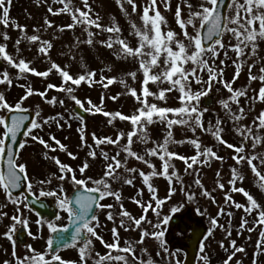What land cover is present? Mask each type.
Listing matches in <instances>:
<instances>
[{
    "label": "snow or ice",
    "instance_id": "1",
    "mask_svg": "<svg viewBox=\"0 0 264 264\" xmlns=\"http://www.w3.org/2000/svg\"><path fill=\"white\" fill-rule=\"evenodd\" d=\"M12 0H0V24L4 27H8L9 24V7ZM53 3H58L63 5L61 9L53 12L51 8L48 11L52 15H60L61 13L68 14L71 17L72 23L67 25V29H72L77 25H83L84 31L87 33L88 39L84 41L91 45L93 43L92 37L96 34L89 31L90 28H95L97 32L109 33V37L106 41H101V45L109 49H113L118 46L117 56L121 59L135 58L139 61V71L143 74V82L141 83L140 93L138 94L136 89L131 88L127 85L126 81L120 80L119 83L127 88L126 95L132 96L139 107L135 110L132 115H124L121 112L109 113L103 111L102 107L94 105L90 100L81 101L77 98L74 93L77 88L82 84H87L92 87L93 84H100L105 89H107L113 83H116V78H107L101 76L99 80H95V72H85L82 75L73 77L65 68H61L56 63H52L48 71L39 72L34 68L30 67V62H26L24 59H19L18 61L6 51L5 45H0V60L6 62L11 68L17 70V79L24 78L25 74H30L36 77L47 78L51 72L54 70L61 78V85L56 86L53 84H48L44 92H35L31 85L25 86L20 85V87L25 89V95L22 96L19 101L15 104H9L3 94H0V190H3L6 198L10 203L16 205L17 213H20V203L26 202L29 196H33V185L30 182V177L27 172V166L23 163H18L19 150L24 149L26 146L27 139H31L39 144H41L47 151L45 152V159H51L59 170V176L56 179L60 181H69L74 186L75 195L72 198L66 196L64 188L61 186L57 191H44L41 189L39 191V197H55L57 207L60 211L67 214L68 223L67 226L58 227L54 222H47V229L50 234H56L55 240L50 235L47 240V248L44 253H36L35 250L29 245L26 246L28 251L32 253L31 256H25L20 259L16 256L14 235L17 233V225H21L25 230L27 235L31 236L32 239L37 237L32 235L29 231V222L27 219H23L21 215H15L11 217L13 224L9 227L8 231L4 233L5 238L13 243V258L15 259V264H67L60 255L58 254L60 250L65 248L78 247L79 253V264H88V260L92 259V241H100V243L108 250L106 255L101 256L96 253L98 259H93L92 264H112L113 261L118 262V264H129L128 257H131L132 261L136 264H154L153 259L149 255L147 260L141 259L137 256L135 245H142L146 238L155 240L161 249H163L165 254L171 256L172 260L170 264H182V261L178 258L179 254L183 251L185 247L182 243L176 248L174 252L169 253L167 242L164 237L168 231L167 226L173 217L183 210V205L173 206L170 209V214L161 217L160 209L163 205L167 203L168 200L172 198L175 194V188L173 186V180H176L181 184V192L184 194L186 200L191 202L194 199V195L189 194L185 189L182 179L178 176L173 160H180L185 164V172L189 173V170H194L196 167L203 165H209L212 159L223 161V157L218 156L210 147L203 146L198 139H191L187 141H177L173 138L172 127L173 126H187L193 132L196 129H200L202 132H207L210 134L214 140L224 147L231 149L235 153L231 159L236 165H241L246 163L253 175L260 182L259 187L264 190V174L258 170L257 165L254 161H259L260 164H264V154H254V155H244L246 150V145L251 141V147L255 150L262 141L264 137L255 135L253 133L252 126L246 127H236L234 130L237 135L242 137L243 143L240 146H235L228 144L222 138V127L221 121L218 119L215 125L205 128L203 124V116L205 112L208 111L207 108L200 107V100L202 97L209 95L211 88L214 83H220L229 93L230 96L226 100L219 101L222 108H224L231 120L235 123H239L244 119V108L240 107L239 99L240 97L247 96V88L243 90H234L232 84L235 83L236 79L239 78L240 68L242 62L240 58L246 54L250 56H255L257 52V41L264 40V0H201L199 4L198 11H192L193 6L188 3V0H184V3L190 9L188 13V19L183 20L181 18V8L178 5L175 12V20L178 27L181 29L183 39H178V35L175 31L168 30L162 31L161 25L167 26L166 19L161 15L158 10V0H147L146 5L143 7L142 15L140 19L143 23V30L137 28L135 24L131 25L133 32L138 40V45L133 48L129 46V43L121 38L120 27L113 23L110 27H104L100 23L98 14L96 18L93 19L92 9L89 5L88 0H81L84 8L87 11H82L80 8H72V0H52ZM125 2L132 7V12L136 13L137 4L135 0H125ZM163 3L165 11L170 10V0H160ZM117 4L120 6L121 11L126 13V9L123 7L122 0H117ZM150 12L152 15H150ZM232 13L228 15L227 13ZM127 14V13H126ZM197 21L199 22L197 24ZM45 25L49 28L53 25L45 19ZM15 27L19 29L22 33L26 30L16 24ZM191 27L194 31L190 33L188 28ZM64 31V28L59 29ZM37 32V29L33 30ZM225 33L232 34L233 39H235L236 44L226 47L223 42V36ZM3 35L5 40L10 37L6 33H0ZM215 37V39H214ZM22 39L27 40L29 43L36 44L40 46L37 48L38 54L48 55L49 50L52 47L51 42L41 40L39 35L23 36ZM187 41V43H185ZM21 40L16 41V46L18 48ZM245 49H250V53H246ZM223 51L225 57L229 51L236 53V60L233 61L236 67V73L233 76L231 82L225 81L223 79V68L219 71L216 70L214 64H210L209 61H215L220 52ZM223 65V61L220 62ZM188 65H191L189 68ZM252 67L254 65L248 66L249 71V81L259 80L264 84V67L260 69L261 75L253 76L251 75ZM154 68H161L158 73H153ZM110 71V69H108ZM206 72L208 74L207 80H202L199 73ZM132 80H136V72L128 73ZM0 85L12 84V80L9 77L7 71L0 72ZM197 85L204 84L207 85L206 88L200 91H193L191 85L192 83ZM149 83H167L169 85L166 89H160L158 93H153L149 90ZM48 90H54L58 93H64L68 98L74 103V105L80 109L82 112H86L92 115L97 113L102 114L108 118L109 124H111L115 119L120 121H127L131 126V131L126 134L120 132L117 134L116 138L112 137H97L95 133L92 134L93 144L88 145L85 143L84 135V121L82 117H79V113L75 116H70L69 119L79 118L81 122V128L77 129L80 133L81 147L89 148L87 155L95 160L97 158L96 149H100L102 145H120L121 141L126 138L127 143L121 145L120 150L116 152L114 156L109 157L107 152L101 150L100 155L105 161V168L103 171V176L99 179L93 180L91 177L86 179H77L76 170L70 165L61 163L58 157L48 156L47 152H56L57 150L61 152H66L67 148L55 136H49L56 147H51L43 138L34 135L36 130H43L44 125H48L50 120L56 121L57 128H61L62 125L60 121L64 120L63 116L50 117L48 119H43L40 122L41 112L37 110L34 116L30 119L29 115H25L30 110L22 107L24 102L33 95H38L46 104L55 106L57 100L55 97L51 99H46ZM176 91L179 93V108H163L158 107L154 103L148 102V97H154L156 100L164 101L166 100L167 93ZM113 101L119 99V94L117 96L109 97ZM253 101L264 102V87H261L258 93L251 97ZM104 97L101 96V106L103 105ZM59 104L61 107L64 106V100H60ZM85 104L88 107H85ZM231 104H235L238 108V112H233ZM175 118H169V117ZM155 118V119H154ZM163 123L167 128V134L162 143L153 142V147L145 149V155H139L132 149L134 143V137L138 138V141L143 144L149 142L147 128L149 125L154 123ZM67 124V121H64ZM256 131L259 132L260 129H264V112H261L258 117L255 118L254 122ZM27 124V127L25 125ZM70 126V125H69ZM23 135L24 141L18 142V137ZM187 143L196 151V154L191 157L181 156L175 152L169 151L170 144H183ZM95 146V147H93ZM121 153L124 154V160L119 159ZM69 158L76 160L77 157L71 152L67 153ZM145 157H155L161 164L160 168L157 169L156 166L151 163L149 159ZM201 157L204 159L202 160ZM129 159L136 160L144 165L151 171L145 173L138 168H129ZM89 164L87 161L83 162L82 166L79 167L78 171L81 176H84ZM123 169L124 172L129 174H137L141 178V182L150 194V200L147 202H142L135 197L132 198V203L136 204L142 210V215L139 218L133 217L126 209H124L121 201V193L119 191H114L112 189L111 182H122L125 185L132 186L133 179L125 178L119 175V171ZM171 169V172L169 171ZM231 179L229 180L230 191L233 193L242 194L248 204L247 206L236 203L230 195L227 193L224 196V201L226 206L234 207L237 210L243 209V211L251 216L255 211L257 213L254 221L253 227L247 229L249 232L254 231L257 227L261 228L260 238L257 241L256 248L257 252L254 253L253 264H256L255 256L260 254L264 250V208L255 200V198L250 195L244 188L236 187L237 182H243V176L240 174L237 168H232ZM193 174V173H189ZM198 177L199 173L194 172ZM220 173L217 172V178H219ZM154 177H162L168 182V195L165 199H159L156 195V188L152 185L151 180ZM41 185L50 184L51 179L39 181ZM194 183L203 189V185L200 179H195ZM92 184V187L88 185ZM26 186L27 194L23 197V201L19 196L13 197V192ZM217 187L224 191V185L218 183ZM138 197L143 196V191L138 190ZM202 195L206 198L212 200L216 203L214 197L210 195L207 190L202 191ZM113 198L117 204L120 205V223L119 228H123L124 231H135L140 229V239L135 241V245L132 241H124L126 246H120V237L117 227L111 229L112 233V243H106L101 236L97 234L96 229L100 227L98 217L95 214L94 209H112V204H102L101 201L107 198ZM38 197H35L32 203H36ZM155 202V206L153 203ZM41 207H44L41 203ZM25 207L27 204L25 203ZM31 210V209H29ZM151 212L157 217V222L153 223L152 220L147 218L148 212ZM196 215L204 216L205 212L200 209H196ZM206 211V210H205ZM6 215V214H5ZM222 215H227L229 218L232 217L231 212H226L224 207H220L217 216L210 218L211 227L205 233L197 235L195 230L193 232V238L198 246V252L201 254L199 259L207 264L208 257L203 255L205 253V241L213 235L216 228L223 229L222 225L217 223L218 219ZM106 218L109 221L115 222L114 215L112 211L107 213ZM61 219L60 215L55 216V220L59 221ZM38 225L42 224V221L38 219L36 221ZM147 223L151 226L152 231L143 229L142 225ZM248 221L245 218H241L240 230H243L247 225ZM71 229V231H70ZM239 231V230H238ZM182 235L183 233H178ZM227 235H231V231H227ZM55 245V247H54ZM220 247L224 248L223 242H220ZM231 247L234 249L225 264H230L233 256L236 252H244L245 249L236 247L235 241L231 242ZM227 251V249H225ZM145 255H147V249L141 250ZM113 252L126 254V255H113ZM160 253H157L159 256ZM46 257H50L47 258ZM5 264H9L5 261ZM239 264V262H237Z\"/></svg>",
    "mask_w": 264,
    "mask_h": 264
},
{
    "label": "rangeland",
    "instance_id": "2",
    "mask_svg": "<svg viewBox=\"0 0 264 264\" xmlns=\"http://www.w3.org/2000/svg\"><path fill=\"white\" fill-rule=\"evenodd\" d=\"M89 5L92 9V18H96L98 14L100 23L104 27H110L113 23L117 24L121 29V38L125 39L130 47L135 48L138 45V40L131 28L132 24H135L137 28L143 30V23L140 16L143 12V7L146 5L147 0H135L137 4L136 13L132 12L131 5L127 4L125 0H122L123 7L126 9V13L121 11L120 6L117 4V0H88ZM193 8L192 11L199 10V4L201 0H188ZM181 8V18L183 20L188 19V13L190 9L184 3V0H170V10L165 11L163 3L158 0V10L161 15L166 19L167 26L161 25L162 31L172 30L178 35V39H183L181 29L178 27L175 20V12L177 6ZM9 7V24L8 27H4L0 24V33H6L8 40L0 35V45L6 46V51L12 55L17 61L19 59H24L26 62H30V67L34 68L39 72L48 71L51 64L54 62L61 68L66 70L73 76L77 77L84 74L85 72H95V80H99L101 76L107 78H116L117 82L110 85L105 89L100 84H93L89 87L87 84H82L76 89L74 95L81 101L90 100L94 105L102 107L103 111L109 113L121 112L124 115H132L135 110L139 107L135 99L124 93L127 92V88L124 87L120 80L126 81L127 85L131 88L136 89L137 93H140L141 83L143 82V74L139 71V61L135 58L121 59L117 56L118 46L113 49H109L101 45V41H106L109 37V33L97 32L95 28H90L89 31L96 33L93 37V43L91 45L84 43L88 39L87 33L84 31L83 25H77L72 29H67V25L72 23L71 17L68 14L61 13L60 15H52L48 9L51 8L53 12L58 11L63 7V5L58 3H53L52 0H12ZM72 8H80L82 11H87L84 8L81 0H72ZM232 15V13H227ZM150 15L152 13L150 12ZM47 19L53 27L49 28L45 25L44 21ZM199 22L197 21V24ZM18 24L22 26L26 31L22 33L19 29L15 27ZM64 28V31L59 29ZM37 29V32L33 30ZM190 33L194 34L191 27L188 28ZM39 35L41 40L49 41L52 44L51 49L47 56L37 53V48L40 46L38 43H29L27 40L22 39L23 36ZM21 40L18 48L16 46V41ZM223 42L227 46L229 44L235 45L236 41L233 39L232 34L225 33L223 36ZM187 43V41H185ZM258 47L255 56H250L248 54L242 56L240 60L242 63L240 68L239 78L236 79L235 83L232 84L234 90H243L247 88V96L240 97L239 105L244 108V119L235 123L229 117L227 111L221 107L219 101L226 100L230 96V93L220 84L214 83L209 95L210 97L209 106L205 107L203 105L205 97L200 100V107L207 108L208 111L205 112L202 120L205 128H209L215 125V122L219 119L221 127L223 129L221 135L222 138L228 143L235 146H240L243 143L242 137L237 135L234 130L236 127H246L252 126L253 133L264 137V129H260L259 132L256 131L257 125L253 122L256 117L259 116L261 112H264V102L253 101L251 97L255 96L264 84L259 80L249 81V71L248 66L254 65L252 67L251 75L259 76L261 75L260 69L264 67V40L257 41ZM246 53H250V49H245ZM227 57L223 51L220 52L219 57L212 61L210 64H214L216 70L219 71L221 67L223 68V79L225 81L231 82L234 74L236 73V67L233 63L236 60V53L229 51ZM223 61V65H221ZM2 66H0V72L7 71L12 84L0 85V94H3L9 104L15 105L19 99L25 95V89L20 87V85H31L35 92H44L48 84H53L56 86L61 85V78L53 70L47 78L36 77L30 74H25L24 78L17 79V70L11 68L6 62L0 60ZM190 68L191 65H188ZM110 69V71L108 70ZM161 68H154L153 73H158ZM130 72H136V80L133 81L131 76L128 75ZM202 80L208 79V74L206 72L199 73ZM2 78V77H0ZM169 85L164 84H153L149 83L148 88L153 93H158L160 89H166ZM193 91H200L206 88L207 85L200 84L197 85L194 82L191 85ZM119 94V99L113 101L109 97L117 96ZM103 95V105L101 106V96ZM55 97L57 104L55 106L46 104L44 100L38 95H33L29 97L22 107L29 109L34 114L37 110L41 112L40 122L43 119H48L50 117L63 116L64 120L60 121L62 127L57 128L56 121L50 120L48 125L43 126V130H36L33 134L38 137L43 138L51 147H56V145L49 140V136H55L63 145L66 146L67 151L61 152L57 150L56 152H47L48 156L58 157L61 163L70 165L76 170L77 179H86L91 177L93 180L99 179L103 176V171L106 166L104 159L100 155L101 150L107 152L109 157L114 156L116 152L120 150L121 145L127 143L126 138L121 141L120 145H102L100 149H96L97 158L95 160L91 159L87 153L89 148L81 147L80 133L77 129L81 128V122L79 118L69 119L70 116H75L72 111L75 107L74 103L68 98L64 93H58L54 90H48L46 99H51ZM179 93L176 91L167 93L166 100L159 101L154 97H148L149 103H154L158 107L163 108H179L181 105L178 100ZM60 100H64V106L61 107L59 104ZM87 108L88 105L85 104ZM233 112H238V108L235 104H231ZM3 114V113H0ZM175 118V117H169ZM155 119V118H154ZM67 121V124L64 123ZM84 121V135L85 143L88 145L93 144L92 134L95 133L97 137H112L116 138L117 134L122 132L126 134L131 131L132 126L127 121H120L118 118L115 119L111 124L108 122V118L102 114H89L87 113V118ZM70 125V126H69ZM147 134L149 142L147 144L140 143L138 138L134 137V143L132 145L133 151L139 155H145V149L153 147V142L162 143L166 134L167 128L163 123H154L149 125L147 128ZM173 138L177 141H187L191 139H198L203 146L210 147L212 150L220 157H223V161L212 159L209 165H203L196 167L194 170H189V174L185 172V164L180 160H173L172 164L178 176L182 179L183 185L189 194L194 195V199L188 202L181 192V184L176 180H173V186L175 188V194L170 200L167 201L165 205L160 209L161 217L169 215L170 209L173 206L183 205V210L178 213L182 216V223L190 228L193 224H202L206 232L211 227L210 218L216 217L217 212L220 207H224L226 212H231L232 217L229 218L227 215H222L219 217L217 223L223 226V229L216 228L213 235L205 241V253L208 257L207 264H225L229 255L232 254L234 249L231 247V242L235 241L236 247L245 249L244 252H236L230 264H253L254 253L257 252L256 244L260 238L261 228L257 227L254 231L249 232L247 229L253 227V221L257 215L254 211L251 216L247 215L243 209L237 210L234 207L226 206L224 201V196L227 193L232 197V199L239 204L247 206L248 202L246 198L240 193H233L230 191L229 180L231 179V169L237 168L240 174L243 176V182H237L236 187L244 188L250 195H252L255 200L264 208V190H262L258 185L259 181L251 172V169L246 163L241 165H236L231 157L235 154L231 149L224 147L219 144L213 137L207 132H202L200 129H196L193 132L189 127L184 126H173L172 127ZM25 138L23 137L22 141ZM95 147V146H93ZM47 150L39 143L32 141L30 138L26 141V146L24 149L19 150L18 163L26 164L27 172L30 177V182L33 185V195L39 197V191L43 189L44 191H57L61 186L64 188V192L67 197L74 189V186L69 181H60L56 179L59 176V170L56 164L51 159H45V152ZM169 151L175 152L181 156L191 157L196 154L193 146L183 143V144H170ZM68 152H71L77 157L76 160H72L68 156ZM254 154H264V141L255 148L251 147V141L246 145V150L244 155H254ZM153 163L157 169L160 168L161 162L155 157H145ZM119 159L124 160V154L121 153ZM203 160L204 158L201 157ZM87 161L89 168L87 169L84 176H81L78 169L82 166L83 162ZM257 165L258 170L264 174V164H260L259 161H254ZM129 168H138L145 173L151 170L146 167V165L129 159ZM171 172V169L169 170ZM194 172H198L197 177ZM217 172L220 173L219 178H217ZM125 178H132L133 185H125L122 182H111L112 189L114 191H119L121 193V201L124 209H126L133 217L139 218L143 213L141 208L136 204L132 203V198L141 200L142 202H147L150 200V194L141 182V178L137 174H129L121 169L118 173ZM200 179L203 189L198 187L194 181L195 179ZM51 179L50 184L41 185L39 181ZM152 185L156 188V195L159 199H165L168 195V182L162 177H154L151 180ZM222 183L224 185V191H221L217 184ZM92 187V184L88 185ZM143 191V196L138 197L137 191ZM207 190L212 197H214L216 203H213L211 199L206 198L202 195V191ZM14 197V196H13ZM17 197V196H15ZM23 201V197H20ZM51 199L53 206L57 208V214L61 216L59 221L53 219L52 221L45 219H40L42 221L41 225H38L36 221L38 218L35 214L25 207V203H20V213H17L16 205L9 202L4 194L3 190H0V264H5L8 261L9 264H15V259L13 258V243L5 238L4 233H6L9 227L13 224L11 220L12 216L21 215L23 219H27L29 222V231L32 235L36 236V239H32L31 236H27V242L25 244H16L15 252L16 256L23 259L25 256H31L32 253L28 251L26 246H31L36 253H44L47 248V240L50 237V233L47 229V222H54L58 227H64L67 223L66 213L60 211L57 207L55 197H46ZM102 204H112V209H98L96 216L100 226L102 227V238L106 243H112V233L111 229L117 227L120 237V246H126L124 241H132L135 245V241L140 239V229L135 231L129 230L124 231L123 228H119L120 223V205L116 203L113 198H107L101 201ZM155 206V202H152ZM200 209L205 212L204 216L196 215V209ZM206 210V211H205ZM109 211H112L115 222L109 221L106 216ZM6 214V215H5ZM177 215V214H176ZM245 218L248 223L243 230H240L241 218ZM147 218L152 220L153 223L157 222V217L149 210ZM21 225H17V230ZM264 227V226H261ZM143 229L152 231L151 226L147 223L142 225ZM168 232L171 233L172 237L175 238H189L190 229L179 235L181 233L178 227L169 228L167 226ZM98 229H96L97 234L100 236ZM231 231V235H227V231ZM239 230V231H238ZM166 237V235H165ZM164 237V239H165ZM14 238V237H13ZM15 240V238H14ZM166 241V240H165ZM220 242H223L224 248L220 247ZM172 243H167L169 253L174 252L177 247ZM78 247L64 249L58 254L67 263L79 264V253ZM137 256L141 259L147 260L149 255L154 261V264H170L172 258L170 255L165 254L163 249L160 248L158 243L150 238H146L144 244L135 245ZM147 249V255H145L141 250ZM227 249V251L225 250ZM107 249L100 243V241L93 238L92 241V259L88 260V264H92L93 259H98L96 253L101 256L107 254ZM160 253L157 256V253ZM113 255H126L117 252H113ZM201 254L198 252L197 246V257L196 264H204L199 259ZM50 258V257H46ZM178 258L183 262L184 251H182ZM129 264H136L132 261L131 257H128ZM256 264H264V250L260 254L255 256ZM112 264H118V262L113 261Z\"/></svg>",
    "mask_w": 264,
    "mask_h": 264
},
{
    "label": "water",
    "instance_id": "3",
    "mask_svg": "<svg viewBox=\"0 0 264 264\" xmlns=\"http://www.w3.org/2000/svg\"><path fill=\"white\" fill-rule=\"evenodd\" d=\"M227 2H228V0H225V3H227ZM214 39H215V37H214ZM210 100H211L210 97H205L203 105L205 107H208ZM72 111L74 112L75 115L77 113H79V117H82L83 119L87 118V113L80 111V109L77 108L76 106L73 107ZM25 115H29V117L31 119L34 116V113L32 111H29L28 113H25ZM25 127H27V124L25 125ZM22 139H23V135L19 136L18 142L22 141ZM0 169H2V166H0ZM26 194H27L26 186H22L21 189L13 192V196L23 195V197H24ZM74 195H75V191H73L71 193L69 198L74 197ZM34 198H35L34 195L29 196L28 200L25 202L27 204L28 209H31L30 211H32L38 219H45L46 218L49 221H52L53 219H55V216L57 215L58 212H57V208L55 206H53L51 199L46 198V197H39L37 199L36 203H32ZM41 203L45 206L41 207L40 206ZM96 210L97 209H94L95 212H96ZM181 220H182L181 215H178V214L175 215L169 223V228L172 229V228L178 227L179 231L182 232L183 234L187 231V229H190V237L189 238H175V237H172L170 232H168L166 234L165 240L167 243H172L176 246L180 245L181 243L185 246L183 248L184 260H183L182 264H196L197 244H196L195 239L193 238V232L195 230V233L197 235H199L201 233H205L206 230L202 224H193V225H191L190 228H187L182 223ZM70 231H71V229H70ZM50 235L55 240L56 234H50ZM14 236H15V241L17 244H25L26 243L27 233L25 232V230L22 227H20L17 230V233ZM54 247H55V245H54Z\"/></svg>",
    "mask_w": 264,
    "mask_h": 264
},
{
    "label": "flooded vegetation",
    "instance_id": "4",
    "mask_svg": "<svg viewBox=\"0 0 264 264\" xmlns=\"http://www.w3.org/2000/svg\"><path fill=\"white\" fill-rule=\"evenodd\" d=\"M0 63H1V62H0ZM0 66H2V63L0 64ZM72 191H74V189H73ZM70 194H71V193H70ZM97 211H98V209H97ZM96 213H97V212H96ZM96 213H95V214H96ZM98 232H99L100 236H102V227H101V226L99 227ZM67 249H69V248H67ZM62 250H64V249H62ZM62 250H60V251H62ZM60 251H59V252H60ZM121 264H122V262H121Z\"/></svg>",
    "mask_w": 264,
    "mask_h": 264
}]
</instances>
